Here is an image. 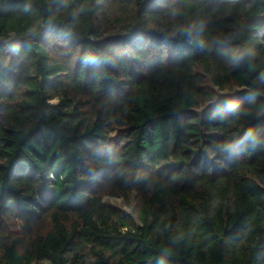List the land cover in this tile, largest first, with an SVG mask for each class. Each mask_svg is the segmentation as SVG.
<instances>
[{
    "label": "trees",
    "instance_id": "1",
    "mask_svg": "<svg viewBox=\"0 0 264 264\" xmlns=\"http://www.w3.org/2000/svg\"><path fill=\"white\" fill-rule=\"evenodd\" d=\"M0 264H264V0H0Z\"/></svg>",
    "mask_w": 264,
    "mask_h": 264
},
{
    "label": "rangeland",
    "instance_id": "2",
    "mask_svg": "<svg viewBox=\"0 0 264 264\" xmlns=\"http://www.w3.org/2000/svg\"><path fill=\"white\" fill-rule=\"evenodd\" d=\"M104 201L109 205L115 206L119 209H122V210L132 214L134 219L136 218L135 214L133 212V203H134L133 199H132L131 203H126L123 198L105 195Z\"/></svg>",
    "mask_w": 264,
    "mask_h": 264
},
{
    "label": "clouds",
    "instance_id": "3",
    "mask_svg": "<svg viewBox=\"0 0 264 264\" xmlns=\"http://www.w3.org/2000/svg\"><path fill=\"white\" fill-rule=\"evenodd\" d=\"M190 29L189 28H184V29H182L181 31L182 32H187V31H189ZM247 54V52L246 51H242V52H240L238 55H236L234 58H233V62H237V61H239L242 57H243V55H246ZM248 135H251V133H248Z\"/></svg>",
    "mask_w": 264,
    "mask_h": 264
}]
</instances>
